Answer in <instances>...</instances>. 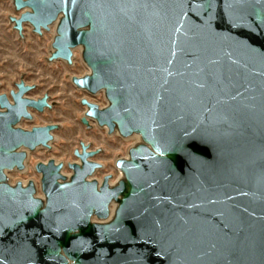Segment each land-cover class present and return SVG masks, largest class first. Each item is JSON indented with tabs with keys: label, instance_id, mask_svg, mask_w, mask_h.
<instances>
[{
	"label": "water",
	"instance_id": "obj_1",
	"mask_svg": "<svg viewBox=\"0 0 264 264\" xmlns=\"http://www.w3.org/2000/svg\"><path fill=\"white\" fill-rule=\"evenodd\" d=\"M13 29L55 24L50 61L81 48L87 119L142 143L116 161L81 144L79 163H37L10 186L26 151L54 126L24 130L47 97L0 95V264H264V0H13ZM117 204L113 216L109 206Z\"/></svg>",
	"mask_w": 264,
	"mask_h": 264
},
{
	"label": "rangeland",
	"instance_id": "obj_2",
	"mask_svg": "<svg viewBox=\"0 0 264 264\" xmlns=\"http://www.w3.org/2000/svg\"><path fill=\"white\" fill-rule=\"evenodd\" d=\"M18 15L13 0H0V95L9 97L10 91L15 90V85L22 81L31 87L28 98L37 100L46 96L49 107L42 112L31 110V119L20 122L19 127L29 130L52 125L54 130L47 147L39 146L26 151L22 170L6 172L7 184L14 186L19 182L25 185L32 181L35 196L43 197L41 175L35 171V165L53 160L62 165L61 174L68 179L72 172L67 166L79 163L74 152L79 151L81 144H84L96 153L92 160L100 165L92 178L101 183L107 175L110 176V186L115 185L117 172L122 173L116 168V161L127 159L129 150L141 144V139L138 142L136 134L126 138L116 131L108 134L105 127L89 119L87 124L82 123L86 111L81 104L82 99L100 108L106 107L107 101L102 92L91 96L72 84L73 77L89 74L81 58V48L73 50L71 63L50 61L55 24L40 34H35L29 25H24L22 32L18 33L11 21Z\"/></svg>",
	"mask_w": 264,
	"mask_h": 264
},
{
	"label": "bare ground",
	"instance_id": "obj_3",
	"mask_svg": "<svg viewBox=\"0 0 264 264\" xmlns=\"http://www.w3.org/2000/svg\"><path fill=\"white\" fill-rule=\"evenodd\" d=\"M140 139H141V138L137 135V136H136V140L139 142ZM5 173H6V172H5ZM122 178H123V174L120 173V172H117V175H116V183H117L119 180H121ZM41 199H43V197H41ZM116 206H117V204H115V203H112V204L109 206V212H110V215H111V216H113L114 211H115V209H116Z\"/></svg>",
	"mask_w": 264,
	"mask_h": 264
}]
</instances>
